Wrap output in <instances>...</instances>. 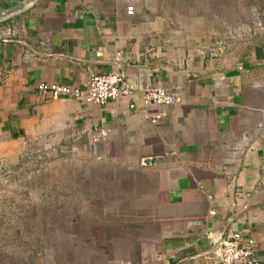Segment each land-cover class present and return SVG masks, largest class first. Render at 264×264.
<instances>
[{
	"label": "crops",
	"instance_id": "1",
	"mask_svg": "<svg viewBox=\"0 0 264 264\" xmlns=\"http://www.w3.org/2000/svg\"><path fill=\"white\" fill-rule=\"evenodd\" d=\"M157 10L156 0H39L0 24V147L69 135L118 171L146 233L127 264H217L229 229L249 232L264 261V54L225 64ZM116 72L137 91L104 106L37 91ZM155 87L181 102L141 112L139 94ZM148 157L156 166L141 168Z\"/></svg>",
	"mask_w": 264,
	"mask_h": 264
},
{
	"label": "rangeland",
	"instance_id": "2",
	"mask_svg": "<svg viewBox=\"0 0 264 264\" xmlns=\"http://www.w3.org/2000/svg\"><path fill=\"white\" fill-rule=\"evenodd\" d=\"M22 1L0 0V12ZM156 3L178 37L225 64L264 54V0ZM102 163L83 139L52 132L0 147V264L137 261L143 224L118 171Z\"/></svg>",
	"mask_w": 264,
	"mask_h": 264
},
{
	"label": "built area",
	"instance_id": "3",
	"mask_svg": "<svg viewBox=\"0 0 264 264\" xmlns=\"http://www.w3.org/2000/svg\"><path fill=\"white\" fill-rule=\"evenodd\" d=\"M128 16L134 15L132 6L126 7ZM37 91L41 95H48L53 99L66 98L77 103L86 105L104 106L110 101L120 100L135 95L136 89L128 82L124 73H110L106 75H93L84 87L59 86L56 84L39 83ZM140 111L152 107L157 109H167L181 102V97L171 89L161 87L145 88L139 94ZM129 109L138 110L137 105H130ZM141 111V112H142ZM165 117L162 111L155 117H148L152 122L159 121ZM106 134L99 131L93 139L97 143ZM157 161L153 158H144L139 161L141 168H151L156 166ZM214 215V212H210ZM217 264H264L258 257V248L249 232L227 230L223 233L217 243Z\"/></svg>",
	"mask_w": 264,
	"mask_h": 264
},
{
	"label": "water",
	"instance_id": "4",
	"mask_svg": "<svg viewBox=\"0 0 264 264\" xmlns=\"http://www.w3.org/2000/svg\"><path fill=\"white\" fill-rule=\"evenodd\" d=\"M39 0H23L21 2L20 7L15 8L12 11H1L0 12V24L7 22L9 20H11L12 18H15L19 15H21L22 13L26 12L28 9H30L31 7H33V5Z\"/></svg>",
	"mask_w": 264,
	"mask_h": 264
}]
</instances>
